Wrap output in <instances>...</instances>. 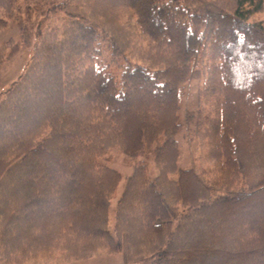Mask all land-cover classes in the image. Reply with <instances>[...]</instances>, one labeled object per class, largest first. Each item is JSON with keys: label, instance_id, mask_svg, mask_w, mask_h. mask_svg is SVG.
<instances>
[{"label": "trees", "instance_id": "trees-1", "mask_svg": "<svg viewBox=\"0 0 264 264\" xmlns=\"http://www.w3.org/2000/svg\"><path fill=\"white\" fill-rule=\"evenodd\" d=\"M18 1L0 0V31L12 20L28 44ZM263 9L264 0L50 7L60 26H47L0 100V264L124 249L129 264H205L195 262L204 252L212 264H264V21H247ZM17 47L0 46V68ZM104 51L125 62L118 77L99 65ZM201 78L185 124L214 165L179 169L180 104ZM113 148L151 155L157 175L134 165L111 225L121 176L98 160Z\"/></svg>", "mask_w": 264, "mask_h": 264}, {"label": "rangeland", "instance_id": "rangeland-1", "mask_svg": "<svg viewBox=\"0 0 264 264\" xmlns=\"http://www.w3.org/2000/svg\"><path fill=\"white\" fill-rule=\"evenodd\" d=\"M64 0H19L18 7L21 10L23 15V21L28 29L27 37L29 42L25 44L24 36L17 25L16 22L12 20L7 21L6 27L0 31V46L4 45L9 41H14L18 44L16 51L6 60L0 68V100L3 95L10 90V88L19 81L24 72L26 71L30 60L33 56L34 50L38 45L40 37L43 32H46L47 26L52 29H56L60 26L59 20L61 18L60 14L58 16H53L51 14H46V11H49L50 7L58 3L63 2ZM29 7L31 10L28 15H26V9ZM38 9L43 11L44 14H38ZM3 15L0 11V18ZM45 17H48L47 20H43ZM247 21L250 23L264 21V9L253 13L247 17ZM40 23V24H38ZM38 30V31H37ZM27 31V32H28ZM29 35V36H28ZM99 65L106 67V72L110 75L118 77L120 73L124 70L125 62L120 60L119 62L112 63L110 62L109 51H104ZM203 79H193L191 80L185 88V97L181 101L180 111H179V122L181 128L176 136V140L179 146L180 156L177 162L179 169H188L193 168L194 164L198 167H204L205 170H211L214 165L213 159H205L202 156V152L198 150V147L191 137V128L189 130L188 125L185 124L186 113L194 114L197 110V99L200 94L203 92ZM190 135V136H189ZM191 138V139H190ZM203 150V149H202ZM202 157V158H201ZM99 163L104 164L117 172H119L121 179L113 194V197L110 202L109 207V220L110 224L114 223V214L116 204L122 194L126 179L131 175L133 167L138 162H146L148 168V176L150 179H154L157 175L156 167L153 163L151 155L144 156L138 155L136 157H127L122 154L118 149L113 148L108 151L104 158L98 160ZM45 210V208H43ZM24 214L17 216L15 219L20 224L21 218ZM191 238V236H190ZM193 238V237H192ZM206 248V247H205ZM204 248V251H205ZM208 249V248H207ZM206 249V250H207ZM125 250V249H124ZM119 251L117 253H100L94 256H91L86 259L75 260V261H49V262H38V263H29V264H129L127 261L126 251ZM201 250V248H200ZM204 252L203 256H205ZM209 255V254H206ZM198 255L195 257V262L204 260L205 264H212L214 262L213 258L205 257Z\"/></svg>", "mask_w": 264, "mask_h": 264}]
</instances>
